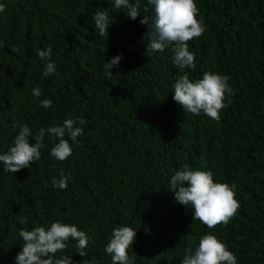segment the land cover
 <instances>
[{"label":"trees","instance_id":"1","mask_svg":"<svg viewBox=\"0 0 264 264\" xmlns=\"http://www.w3.org/2000/svg\"><path fill=\"white\" fill-rule=\"evenodd\" d=\"M66 2L68 10L62 12ZM139 3L141 15L152 14L147 0ZM195 3L197 19L205 31L189 41V50L196 58L197 53L203 55L195 70H180L174 65L170 47L151 57L146 55L143 38L147 26L139 23L143 16L133 21L124 12L114 11L111 0H0V4H7L0 15V33L15 34L35 48L46 25L58 18L68 35L63 48L50 58L56 71L49 77L43 76L45 62L38 56L10 51L0 59V151L13 137L15 125L29 126L33 133L30 144L34 146L35 134L47 123L57 124L61 112L69 119L86 120L85 133L92 130L81 138L85 147L69 141L72 155L64 161L52 157L56 141L46 135L39 161L14 174L0 169V252L11 248L18 255L22 251L21 229H47L53 221L65 219L62 212L54 211L63 208L74 187L88 190L98 180L112 182L115 171L107 152L116 146L117 168H130L129 187L123 191L115 185L94 195L91 206L96 208L93 217L98 228L88 234L86 259L90 264H108L104 248L116 227L130 223L132 200L150 207L160 221L159 233L143 241L141 250L136 244L130 248L138 264H182L185 250L194 246V251L207 234L224 243L238 264H264V0ZM81 5H85V14L89 10L84 18ZM146 6L148 13L143 11ZM102 10L109 11L112 24L109 36L104 37L98 35L92 20L95 12ZM116 56L122 57L121 62L110 69L113 77H107L104 64ZM207 70L230 77L229 85L235 90V95L228 97L231 103L225 101L219 122L203 113L183 116L187 112L173 99V85L179 75L186 72L197 80ZM39 84L53 88L51 108L41 107L40 100L28 95ZM66 87L75 88V100L59 97ZM7 112L13 116V123ZM184 121L191 131L179 149L189 155L188 163L195 167L206 163L215 182L235 185L240 207L226 227L209 229L193 221L191 208L165 201V182L172 169L159 168L170 157L168 143L154 141V127L170 126L187 133ZM61 169L68 177L65 190L51 182ZM86 194L80 192L78 197ZM70 207L68 202V216L73 214ZM18 216L26 217L27 223L20 224ZM176 220L179 223L171 227ZM139 238L142 240V233ZM69 242L71 239L66 241L67 248ZM2 257L7 254H0V264H10Z\"/></svg>","mask_w":264,"mask_h":264},{"label":"clouds","instance_id":"2","mask_svg":"<svg viewBox=\"0 0 264 264\" xmlns=\"http://www.w3.org/2000/svg\"><path fill=\"white\" fill-rule=\"evenodd\" d=\"M147 4L152 7L151 15H141L139 0L135 4L130 0H111L112 9L121 11L128 18L136 21L138 17L143 16L139 23L147 26L144 35L146 45V55L153 56L156 53L171 48L174 65L180 69H193L200 65V57L203 55L197 53V58L189 50V41L199 38L203 35L205 28L202 22L197 19L198 8L195 0H147ZM7 4H0V15L7 8ZM85 5H81V18L87 14L83 11ZM68 10V3H64L61 11ZM126 10V11H124ZM148 13L149 8L143 9ZM68 20V16H66ZM58 18L49 22L44 29V36L37 47L33 48L27 42L19 40L16 35L0 33V59L10 51L25 57L38 56L44 61L43 76L49 77L56 71V65L50 61L53 54L63 48L67 35V27L58 22ZM95 29L98 35L109 36L110 24L109 11H96L92 16ZM13 46H12V44ZM8 46V49L6 48ZM122 57L111 58L109 63L104 64V72L107 77H113L110 69L118 67ZM206 59H203L205 61ZM230 77L213 73L207 70L203 73L202 79L192 80L188 73H183L176 78L173 85V99L179 103L187 112L182 114L189 117L188 113L199 116L201 113L208 118L219 122L221 111L227 106L225 101L231 103L228 97L235 95V90L229 85ZM67 82V81H65ZM39 87H32L28 95L35 100H40V106L43 108L52 107L53 88L51 85L39 84ZM60 98L76 99L75 88L66 87L60 94ZM8 120L12 123L13 116L5 113ZM59 121L52 126L47 123L46 128H41L35 134L34 146L30 144V137L33 136L27 124L15 125L13 137L8 144L0 151V169L7 173H17L22 169L29 168L33 162L41 159V148L44 147L43 141L46 135L50 136L54 143L51 149V155L58 161H64L72 155V147L69 141L85 147L84 140L81 138L88 128L86 120L83 118L69 119L61 112L57 118ZM184 133L176 130L174 127H154V141L159 145L168 143L169 159L161 162L159 168H171L165 187V201L171 205H183L191 208L193 211V221H199L209 229H215L223 225L226 227L236 216L240 207L235 193V185L220 183L214 181V174L207 169L204 163L201 167H195L188 163L189 155L183 153L179 147L187 138L190 127L186 121ZM18 133V135H17ZM172 155L182 158H171ZM119 150L116 146L109 148L107 160L115 171L112 182H102L98 180L96 186L88 190H81L80 187H74L68 198L65 199L63 208L57 207L54 214L62 212L65 219L53 221L50 228L36 227L34 230L21 229L20 237L23 239L21 245L22 251L16 252L11 248L7 251H1L0 254H7L2 257L4 261L10 260V264H90L86 259V249L90 238L88 234L98 228V221L94 219L93 214L96 208L91 206L94 195L99 192L110 190L116 185V189L125 191L129 187L128 173L130 168L125 165L119 170L117 161ZM203 160L204 158L201 157ZM81 164L85 161H79ZM178 166H182L177 168ZM151 166L150 163H148ZM53 187L65 190L68 186V177L65 176L63 169L59 171V177L52 178ZM87 194L78 197V193ZM127 196V195H126ZM125 196V197H126ZM70 202L73 214L65 212L68 210ZM130 223L116 227L109 242L104 248L108 264H138L136 256L131 252L133 245L141 250L143 241L148 242L160 231V221L150 207H144V204L138 205L132 200V205L128 209ZM20 224H26V217H17ZM179 220L174 221L171 227L176 226ZM138 229V230H136ZM139 233L143 238L140 240ZM71 242L67 243L66 241ZM145 246V245H144ZM194 246H189L185 250L182 264H238L236 256L228 250L215 235H203L199 240L198 246L193 251ZM146 251L145 247L144 250ZM54 256L61 258L53 259ZM149 264V261L146 262Z\"/></svg>","mask_w":264,"mask_h":264}]
</instances>
